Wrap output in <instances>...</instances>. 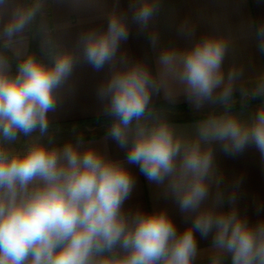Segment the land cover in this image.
Here are the masks:
<instances>
[{
  "label": "clouds",
  "instance_id": "clouds-1",
  "mask_svg": "<svg viewBox=\"0 0 264 264\" xmlns=\"http://www.w3.org/2000/svg\"><path fill=\"white\" fill-rule=\"evenodd\" d=\"M43 3L0 0V264H264V218L252 223L239 212V180L223 207L213 152L216 143L229 155L254 146L264 160V103L248 119L231 111L237 90L244 99L264 98V67L251 77L236 61L226 70L233 38L214 30L196 37L188 18L178 32L190 43L160 46L150 22L161 0L129 5L132 22L157 49L154 67L121 51L129 23L118 0L106 27L84 28L75 48L49 38L50 58H39L27 41ZM254 36L264 52V22ZM77 49L94 71L108 69L96 98L127 164L82 137L53 143ZM180 96L196 111L209 109L190 134L156 118L155 98L174 103ZM129 164L173 200L187 221L182 230L166 209L126 208L136 183ZM197 233L211 234L207 258Z\"/></svg>",
  "mask_w": 264,
  "mask_h": 264
},
{
  "label": "crops",
  "instance_id": "crops-1",
  "mask_svg": "<svg viewBox=\"0 0 264 264\" xmlns=\"http://www.w3.org/2000/svg\"><path fill=\"white\" fill-rule=\"evenodd\" d=\"M132 0H118V10L125 14L129 23V36L121 42V51L129 59H143L154 67L157 49L152 46L148 32L132 22L130 3ZM116 5V0H44L39 17L41 28L40 50L43 54L49 52L47 40L60 43L68 48H75L79 33L87 27H106V13ZM188 18L195 23L196 37L208 31H221L233 38L224 67L236 61L245 68V76L251 77L264 67V52L257 48L254 36L255 27L264 22V0H161L159 13L150 22V27L159 33V45L176 44L185 47L190 43L178 32L180 22ZM33 29V27H32ZM195 37H192L194 39ZM32 31L28 34V49L30 50ZM77 64L74 73L62 92L61 105L54 114L53 143L63 145L66 141L75 142L82 137L85 143L91 142L95 147L105 152L113 159L126 161L127 149L120 147L109 135L108 129L100 124L83 123L75 121L93 117H102L99 112V102L96 98V87L101 79L108 74L107 67L101 71H94L82 58V50L77 49ZM40 58L49 59V55ZM235 95H240L239 90ZM163 101L170 106L186 105L193 113H207L209 109L196 111L183 96L174 103L155 98V103ZM261 103L244 105L231 110L238 113L241 118L248 119L256 112ZM163 113L170 114L168 120L178 127V130L190 134L192 127L198 120H183L191 112H171L164 109ZM177 112V113H176ZM96 129V135L87 131ZM84 133H82V132ZM81 132L80 134H76ZM74 135V136H71ZM215 165L222 174L225 202L223 207L231 205L227 200L232 186L238 180L237 207L242 215H246L250 222L264 218V160L254 146H248L242 153L229 155L222 151L221 146L213 145ZM135 177V187L131 197L126 201V208H140L146 211L166 209L174 219L178 229L182 230L187 221L179 211L173 200L166 198L163 191L150 183L139 167L134 164L127 165ZM198 246L207 258V249L211 247V234L207 239L200 238L197 233ZM230 264V259L226 260Z\"/></svg>",
  "mask_w": 264,
  "mask_h": 264
},
{
  "label": "trees",
  "instance_id": "trees-1",
  "mask_svg": "<svg viewBox=\"0 0 264 264\" xmlns=\"http://www.w3.org/2000/svg\"><path fill=\"white\" fill-rule=\"evenodd\" d=\"M31 31H32V34H33L34 33L33 32V29H31ZM32 40L33 39H31V44H30V50L31 51H32ZM43 55H49V52H47V53H45ZM156 105L158 107L157 115L162 114V111L164 109H169L171 112L177 111V112H179V115L182 116V117H183V114H184L183 112H186V111L188 113L191 112V114L188 115V116H185L183 118V120H189V121L190 120H198V119L204 118L205 115L207 114V113H193L186 105L170 106V105L164 103L163 101H158L156 103ZM244 105L245 104H243L242 101H241V96L240 95H235V102L232 105L231 110L241 108ZM216 111L217 112H220V111H223V109L220 108V107H217ZM106 119L107 118L105 116H102V117H93V118L78 120V121H75L74 123L77 124V125H80V124H83V123L100 124L101 126L104 127L103 129H105V128H107L106 127V122H105ZM96 133H98V132L97 131L96 132H93L90 135H96Z\"/></svg>",
  "mask_w": 264,
  "mask_h": 264
},
{
  "label": "water",
  "instance_id": "water-1",
  "mask_svg": "<svg viewBox=\"0 0 264 264\" xmlns=\"http://www.w3.org/2000/svg\"><path fill=\"white\" fill-rule=\"evenodd\" d=\"M39 17L40 14H37L36 22L33 25V40H32V51L35 52L37 57H41L43 55V52L40 50V39H41V28L39 24ZM241 101L243 104L248 105L252 103H258L261 101H264V98H247L244 99L241 97Z\"/></svg>",
  "mask_w": 264,
  "mask_h": 264
},
{
  "label": "rangeland",
  "instance_id": "rangeland-1",
  "mask_svg": "<svg viewBox=\"0 0 264 264\" xmlns=\"http://www.w3.org/2000/svg\"><path fill=\"white\" fill-rule=\"evenodd\" d=\"M161 116L171 117L170 114H167V113H163V112H162V114L157 115L156 118H159V117H161ZM81 132H82V131H81ZM81 132H77V133H75V135H76V134L78 135V134H80ZM87 132H89V133L96 132V129L92 128L90 131H87ZM82 133H84V132H82ZM71 136H74V135H71ZM17 146H19V145H17Z\"/></svg>",
  "mask_w": 264,
  "mask_h": 264
}]
</instances>
